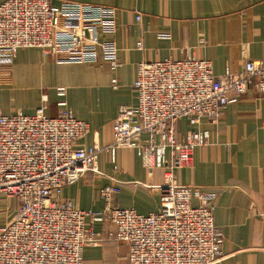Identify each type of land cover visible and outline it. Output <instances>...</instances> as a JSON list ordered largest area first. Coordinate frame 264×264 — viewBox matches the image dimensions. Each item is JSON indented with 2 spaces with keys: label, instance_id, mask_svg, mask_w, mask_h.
I'll list each match as a JSON object with an SVG mask.
<instances>
[{
  "label": "crops",
  "instance_id": "1",
  "mask_svg": "<svg viewBox=\"0 0 264 264\" xmlns=\"http://www.w3.org/2000/svg\"><path fill=\"white\" fill-rule=\"evenodd\" d=\"M4 0H0L2 2ZM59 14L54 36L58 51L20 48L11 65L0 64V113L32 114L45 106L56 116L68 109L90 124L78 144L103 147L100 173L87 172L64 188L62 197L82 210L101 212L102 187L115 184V204L149 215L160 207L169 157L149 169L135 149L112 154L113 122L121 106L137 103L134 82L142 61L180 60L190 53L212 61L216 74L243 71L248 60L264 59V0H51ZM137 12L141 20L136 21ZM98 30L97 44L75 49L72 27ZM142 44L141 49L137 44ZM115 52L121 66L104 59ZM117 79L115 88L112 80ZM66 89L58 96L57 89ZM65 101L62 106L59 102ZM208 131L189 166L177 171L183 185L218 193L215 226L224 234L223 257L214 264H264V101L254 90L230 103L214 119L190 125L177 122V136ZM115 159V161H113ZM200 200L193 198L198 206ZM18 201L0 194V229L12 218ZM102 241L84 248L83 264H127L128 245L110 239L108 221H86Z\"/></svg>",
  "mask_w": 264,
  "mask_h": 264
},
{
  "label": "built area",
  "instance_id": "2",
  "mask_svg": "<svg viewBox=\"0 0 264 264\" xmlns=\"http://www.w3.org/2000/svg\"><path fill=\"white\" fill-rule=\"evenodd\" d=\"M141 16L137 12L136 21ZM58 26L51 0L0 2V64L11 65L20 48L56 54ZM70 35L75 49L99 41L95 26L90 32L72 27ZM137 46L141 49L142 44ZM104 59L112 69L121 66L115 52ZM112 82L116 88L117 79ZM134 89L137 103L120 107L107 148L112 154L120 147L135 149L151 170L169 157L165 182L158 187L159 210L143 215L116 206L115 184L101 188V212L78 208L62 193L87 172L100 173L103 147L78 144L89 133V122L66 108L56 116L47 115L45 106L32 114L0 113V194L19 204L0 229V264H83L84 248L102 241L87 220L112 225L110 239L128 245L127 264H214L223 257L224 234L213 218L218 193L177 180V171L190 165L209 133L190 129L178 138L177 122L185 119L195 125L217 118L232 96L250 90L264 101V59L246 61L241 72L222 74L215 73L212 61L191 53L180 60L142 61ZM65 94V88L57 89L58 96ZM193 198L201 203L194 206Z\"/></svg>",
  "mask_w": 264,
  "mask_h": 264
}]
</instances>
